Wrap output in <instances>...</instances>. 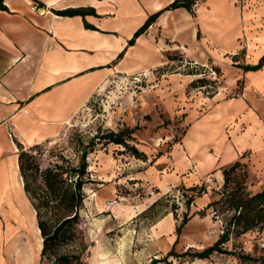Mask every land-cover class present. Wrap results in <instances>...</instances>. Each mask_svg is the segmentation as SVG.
Wrapping results in <instances>:
<instances>
[{
    "label": "crops",
    "instance_id": "crops-1",
    "mask_svg": "<svg viewBox=\"0 0 264 264\" xmlns=\"http://www.w3.org/2000/svg\"><path fill=\"white\" fill-rule=\"evenodd\" d=\"M172 1L4 0L8 9H0V195L6 174L3 141H21L27 146L58 138L99 96L106 82L163 66L169 55L183 54L200 64L213 59L223 72L221 62L226 52L247 50L255 55L258 51L255 62H235L237 77L230 83L234 87L244 77L242 95L228 98L218 90L206 96L193 90L189 97L185 91L182 96L188 82L200 76V72H186L178 102L184 120L168 129L147 126L133 133L134 143L147 159L137 158L146 165L131 172V178L145 185L151 204L178 188L190 193L204 183L214 184L193 199L190 210L195 215L184 225L179 238L172 212L152 224L153 252L167 255L174 249L182 253L202 242L204 248L217 241L219 236L213 237L210 232L212 220L198 212L209 209L218 199L215 190L224 184L223 169L244 159L249 151L252 163L264 168V62L258 70L243 69V65H255L264 56V0H244L247 4L243 7L238 0H202L194 6L195 15L184 7L165 9ZM32 2L44 10H32ZM77 8L93 9L95 13L82 16L55 12ZM161 10L146 32L129 45L135 31ZM85 22L95 28H87ZM182 125L179 134L177 128ZM158 135L175 141L169 151L156 155L155 150L137 142L154 140ZM242 141H260L261 145L254 149ZM10 182L8 190L12 192ZM1 227L0 223V264H20L13 255L17 242L6 253L1 249ZM42 248L43 239L40 245L34 244L29 264H39Z\"/></svg>",
    "mask_w": 264,
    "mask_h": 264
},
{
    "label": "rangeland",
    "instance_id": "rangeland-1",
    "mask_svg": "<svg viewBox=\"0 0 264 264\" xmlns=\"http://www.w3.org/2000/svg\"><path fill=\"white\" fill-rule=\"evenodd\" d=\"M201 1L197 0L196 4ZM246 4L244 0H238V5L243 7ZM243 52H226L222 56L221 62L223 72L218 67L220 63L216 64L213 59L205 61L203 65L197 61L193 62L195 60L188 59L186 55L175 54V58L167 59V63L163 66L131 73L127 77H116L62 130L61 136L51 141L37 142L42 143L45 148L43 164L47 165L60 152L67 158L76 161L79 155L78 148L82 147V144H78L77 141H89L99 131H117L126 127H136V129L142 130L147 126L154 130L168 129V126L181 123L185 113L178 112L180 110L178 102L180 100V84H182V78L186 72L191 74L200 72V76L188 82L187 87L182 90V96L185 91L186 96L189 97L193 90L200 91L206 96H212L218 90H222L225 97L228 98L242 95L245 91V78L238 79L234 87H231L230 83L231 79L237 77L235 67L238 64L235 62L242 60L255 62L256 55H258V51L254 53L255 55L247 50ZM210 69L211 71L217 70L218 77L216 79L218 80L212 84L213 87L200 89L199 86L202 81L208 78ZM174 74L176 76H173ZM174 77H179L180 80ZM207 80L213 81L212 78ZM209 91L210 93L207 94L206 92ZM185 100L187 101V99ZM183 128V125L177 128L179 134L183 132ZM160 139L161 135H158L154 140L146 138L137 142L147 150L148 147L152 148L155 150L153 153L157 155L169 151L175 142ZM3 142V172L6 173L9 182L11 181L13 192L10 194L13 206L17 211L9 208L5 196L0 206L1 249L6 253L15 241L17 242L16 247H19L20 250H28L32 253L34 244H39L37 237L40 236L36 231L38 227L36 210L24 190L19 167L17 169L18 150L13 151L10 141ZM13 142L17 147L15 141ZM97 142L93 152L88 156L89 165H92L93 168H88L91 181L84 185L86 197L83 208L80 210V218L74 223L73 228L67 231L65 237L63 239L61 237L55 243L52 251L79 255L86 264H95L96 258H98L97 254L100 252L109 257L119 258L122 264H151L152 259L163 258L166 254L153 252L155 247L151 235L152 224L172 211L178 221L182 220L185 213L190 217L195 215L190 210L192 205L187 211L186 201L191 195H194L193 198H195L206 192L204 184L194 192L188 193V190L185 189L161 195L156 204L152 205L145 185L137 183V180L131 178V172L141 170V167L146 164L137 160L132 148H124L113 143L106 144L104 140L100 142L97 139ZM37 143L27 145V147ZM131 143L134 142L131 141ZM243 157L244 159L240 160L241 166L232 175L228 191H231L236 183H239V186L244 187L248 192H256L264 185V168L252 163L251 151L246 152ZM210 184L214 187L212 183H208V186ZM85 187L92 191H86ZM212 190L214 191V189ZM215 191L219 193L218 199L215 201H219L224 188L222 186ZM94 193L99 194V204H97L96 197H91ZM226 195L228 197L225 199H230L231 196L228 192ZM109 202H113V204L109 205ZM118 204L119 206H117ZM213 210L217 217L213 214ZM234 213L235 211L230 209L226 200L205 211L198 212L202 218L207 217L212 220L210 232L213 237L221 235L225 222L229 221ZM17 214L26 220L23 226L16 223ZM215 221L218 222L217 226ZM263 231L255 228L240 236L231 233V239L223 245L231 253L213 252L209 258L202 260L192 259L188 256L179 258L170 256L166 261H161L158 264H264V247L261 246L264 238ZM203 245L202 242L199 247L192 248L191 251H201L206 248H201ZM13 255L18 260L17 252L14 251ZM53 260L54 256L49 252L39 264H52Z\"/></svg>",
    "mask_w": 264,
    "mask_h": 264
},
{
    "label": "trees",
    "instance_id": "trees-1",
    "mask_svg": "<svg viewBox=\"0 0 264 264\" xmlns=\"http://www.w3.org/2000/svg\"><path fill=\"white\" fill-rule=\"evenodd\" d=\"M196 2L197 0H174L165 9L184 7L195 15L194 6ZM0 9H8L4 4V0H0ZM55 12L62 15L79 14L85 16L86 14H94L95 10L77 8L56 10ZM161 12L162 10L150 15L144 24L135 31L133 37L128 41V44L133 45L136 39L142 33L146 32ZM85 25L87 28H95L87 22H85ZM124 52L125 50L118 55V58H121ZM169 58L174 59L175 55H169ZM263 62L264 56H262L255 65H243V69L245 71L258 70L262 67ZM214 82L215 81L205 79L200 85H210L213 87L212 84H214ZM213 89L211 90L212 93L214 91ZM135 130L136 127H126L117 131H99L93 135L89 141H77L78 144H82V147L78 148L79 155L76 161L67 158L60 152L57 153L55 158L51 159L47 165H44L42 162L45 156V148L42 143L27 147L22 142L15 141L18 148V167L20 176L23 180L24 190L36 210L37 225L40 229L41 237L43 238L41 261L51 252L54 256L52 264H86L79 255L53 252V247L61 237L62 239L65 237L67 231L72 229L74 223L80 218V210L83 208L86 197L84 185L91 181L90 171L88 169L90 166L88 156L93 152L95 146L99 142H97V139L100 140V142L104 140L106 144L113 143L123 146L124 148H132L134 151L133 154H135L138 159H147V155L141 151L136 144L131 143V141L134 142L135 140L133 137ZM240 166L241 162L238 160L230 167L223 169V195L219 201H214L210 205L213 206L226 200L230 209L235 211L230 220L225 222L224 232L219 236L217 241L201 251L187 250L182 253H177L174 249H171L163 258L152 259L151 264H158L161 261H166L170 256L178 258L188 256L192 259H206L209 258L213 252L231 253L223 247V245L231 239V233L240 236L255 228L264 230V185L256 192H248L244 187H240L239 183H236L233 189L228 191L232 175ZM178 189L185 190L181 188ZM196 190V187L192 188L193 192ZM200 191L201 190H199V192ZM227 192L231 196L230 199H225L228 197V195H226ZM193 196L194 195L189 196L186 201L187 211L190 209V205L194 199ZM156 202L154 204H156ZM172 213L175 215L174 211H172ZM214 215L216 216V212ZM189 219L190 216H188L187 213L184 214L181 221L177 219L176 234L178 238L182 228Z\"/></svg>",
    "mask_w": 264,
    "mask_h": 264
},
{
    "label": "bare ground",
    "instance_id": "bare-ground-1",
    "mask_svg": "<svg viewBox=\"0 0 264 264\" xmlns=\"http://www.w3.org/2000/svg\"><path fill=\"white\" fill-rule=\"evenodd\" d=\"M109 83L110 82H106L104 84L102 90L106 89V87H107V85ZM242 142H243V145L244 146L245 145H251L252 147H254V149H258L259 146L261 145V142L260 141H250V142H248V141H242ZM11 145L13 146V151L16 152L18 149L15 146L14 142L11 141ZM89 168H93V166L91 165ZM13 178L15 179V176H13ZM3 184H4V190L2 191V195H0V204L3 202V199L6 198V203L9 204L8 205L9 208L11 210H13V211H17L16 208H15V206H13L14 203L12 202V195L10 194L11 192L8 190L9 182H8V177H7L6 174H4V176H3ZM85 190L88 191V192H91L92 191L88 187H85ZM98 195L99 194L94 193L91 196V197H96L97 204L100 203L99 202V199H98ZM117 206H119V204ZM15 220H16V223H19L21 226H23L26 223V220L23 217L20 218L19 215H18V218H16ZM36 231H37V233L40 232L39 227L36 228ZM42 239L43 238L41 236L37 237V241H38L39 245L41 244ZM15 252H17V258H18V261H19L20 264H29V261L31 259V255H32V253L30 251H28V250H20L19 247H16ZM97 257L98 258H96V263L95 264H122V262H121V260L119 258L106 256V254L105 253H102V252H100L99 254H97Z\"/></svg>",
    "mask_w": 264,
    "mask_h": 264
},
{
    "label": "built area",
    "instance_id": "built-area-1",
    "mask_svg": "<svg viewBox=\"0 0 264 264\" xmlns=\"http://www.w3.org/2000/svg\"><path fill=\"white\" fill-rule=\"evenodd\" d=\"M31 9L32 10H34V11H43L44 9L42 8V7H40L39 5H37L36 3H31ZM190 63V62H189ZM193 63V62H192ZM192 65V64H191ZM208 67V66H207ZM216 71L217 70H212L211 71V69H210V71H209V75L207 76L208 78L207 79H209V78H212L213 79V81H217L218 79H216L217 77H218V75L216 74ZM206 74V73H205ZM207 87H211L210 85H203V86H199V88L200 89H205V88H207ZM207 94H209L210 93V91L209 92H206ZM204 187L206 188V191H208L209 189H211L210 188V186H208L206 183H204ZM109 205H111V204H113V202H109L108 203ZM213 214H215V211L213 210ZM216 217H217V215H216ZM224 232V229H222L221 230V234ZM263 233V235H264V231L262 232ZM261 246L262 247H264V238H263V241H262V243H261Z\"/></svg>",
    "mask_w": 264,
    "mask_h": 264
}]
</instances>
